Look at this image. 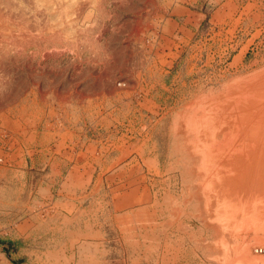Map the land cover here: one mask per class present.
I'll return each instance as SVG.
<instances>
[{
	"label": "rangeland",
	"instance_id": "rangeland-1",
	"mask_svg": "<svg viewBox=\"0 0 264 264\" xmlns=\"http://www.w3.org/2000/svg\"><path fill=\"white\" fill-rule=\"evenodd\" d=\"M263 67L264 0H0V264H213L183 142Z\"/></svg>",
	"mask_w": 264,
	"mask_h": 264
},
{
	"label": "bare ground",
	"instance_id": "bare-ground-1",
	"mask_svg": "<svg viewBox=\"0 0 264 264\" xmlns=\"http://www.w3.org/2000/svg\"><path fill=\"white\" fill-rule=\"evenodd\" d=\"M194 117L180 170L201 231L194 245L213 264H264V67L199 94Z\"/></svg>",
	"mask_w": 264,
	"mask_h": 264
}]
</instances>
